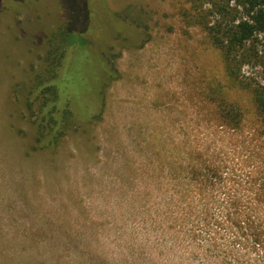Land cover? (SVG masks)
Listing matches in <instances>:
<instances>
[{
	"label": "rangeland",
	"instance_id": "obj_1",
	"mask_svg": "<svg viewBox=\"0 0 264 264\" xmlns=\"http://www.w3.org/2000/svg\"><path fill=\"white\" fill-rule=\"evenodd\" d=\"M210 2L200 1L203 11ZM87 6L86 47L100 58L93 76L105 106L95 118L92 95L90 115L77 111L58 145L38 148L27 97L64 8L60 0H0V264H220L199 245L185 207L175 210L173 156L253 149L262 120L241 80L264 83V34L236 52L246 54L237 80L205 25L186 14L195 13L192 0ZM238 8L228 20L246 15ZM223 97L245 113L238 144L217 132Z\"/></svg>",
	"mask_w": 264,
	"mask_h": 264
},
{
	"label": "trees",
	"instance_id": "obj_2",
	"mask_svg": "<svg viewBox=\"0 0 264 264\" xmlns=\"http://www.w3.org/2000/svg\"><path fill=\"white\" fill-rule=\"evenodd\" d=\"M192 1L195 13L186 14L194 22L197 19L199 24L205 25L212 41L223 52L229 75L241 80L246 54L236 52L256 35L264 34V0H234V7H230L233 0H211L210 8L205 11L201 8V0ZM60 2L65 12L64 21L49 38L44 67L36 73L27 97L29 109L36 116L34 125L38 148L58 145L74 123L77 111L90 115L86 103L92 95L96 111L105 106L97 78L93 76L94 62L100 58L95 60L90 48L86 47V33L90 26L87 0ZM239 6L243 7L246 15L228 20L231 11L240 12ZM210 15H219L216 23L211 25L208 23ZM72 47L76 52L68 53ZM111 76L112 73L107 72L109 80ZM241 82L253 91L255 107L262 120V130L251 134L250 144L254 140L256 144L251 150L235 148L222 151L219 159H216L214 151L209 152L208 149H203L204 153L189 151L173 156V186L176 191L173 200H176L178 214L184 206L189 217H193L194 235L200 236L199 245L208 253L216 252L215 262L264 264V83L252 86L243 80ZM75 84L83 86L86 94L75 95L72 90ZM218 101L217 132L224 143L238 144L245 129V113L237 103L225 97ZM101 112L100 109L95 118ZM192 159L194 162L190 164ZM200 159L203 162H199ZM186 174L188 182L183 181ZM193 191L204 196L201 199L190 197ZM178 217L182 218L181 215ZM210 255L213 254H207L208 258Z\"/></svg>",
	"mask_w": 264,
	"mask_h": 264
}]
</instances>
